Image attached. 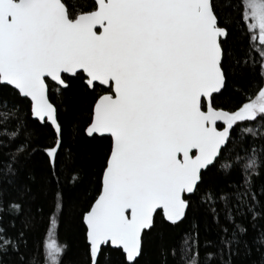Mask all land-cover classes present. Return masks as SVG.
Instances as JSON below:
<instances>
[{
  "label": "snow or ice",
  "instance_id": "obj_1",
  "mask_svg": "<svg viewBox=\"0 0 264 264\" xmlns=\"http://www.w3.org/2000/svg\"><path fill=\"white\" fill-rule=\"evenodd\" d=\"M66 168L88 264H264V0H0V264H65Z\"/></svg>",
  "mask_w": 264,
  "mask_h": 264
},
{
  "label": "trees",
  "instance_id": "obj_2",
  "mask_svg": "<svg viewBox=\"0 0 264 264\" xmlns=\"http://www.w3.org/2000/svg\"><path fill=\"white\" fill-rule=\"evenodd\" d=\"M90 2V0H89ZM233 49L240 50L242 46H246L248 43L247 35H241L240 32H235L233 37L229 41ZM257 46L259 42L257 41ZM249 81L252 80L251 75L246 77ZM73 105H78V100H70ZM79 163V162H78ZM33 166L37 172V178L42 174V157L37 154L32 161ZM76 176L71 174V169L66 168L61 176L63 189L66 192L68 199L70 201L68 210L65 214L63 222L58 226L57 229L53 230V238L57 239L59 243H63L67 246V255L65 256V264H88V258L86 254L85 241L83 233L76 224V217L80 209L84 206L89 199L94 198L97 192V185L95 183V176L89 171L85 174L83 179L79 183H74ZM264 183V181H261ZM224 186V180L221 178L218 187ZM50 199L41 198V202L38 204V208L42 209L40 216V227L35 232V240L46 242L45 238L47 236V228L43 221V214L47 212V208L50 204ZM50 215V213H48ZM199 216L204 219L201 221L200 227L202 230V235H208L209 238L215 236V232L205 233L203 230L207 225H212V219L207 216L203 211L198 213ZM189 223L186 222L180 225L178 228L169 229L163 235L160 233H154L152 236L153 246L151 249L150 256L148 259L154 262L157 258L158 245L163 241L166 243H172L178 240L183 231L187 230Z\"/></svg>",
  "mask_w": 264,
  "mask_h": 264
}]
</instances>
